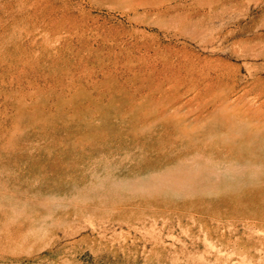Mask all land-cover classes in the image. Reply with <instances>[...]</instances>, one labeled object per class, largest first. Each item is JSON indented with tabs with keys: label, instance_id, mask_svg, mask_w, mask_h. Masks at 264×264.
Segmentation results:
<instances>
[{
	"label": "rangeland",
	"instance_id": "1",
	"mask_svg": "<svg viewBox=\"0 0 264 264\" xmlns=\"http://www.w3.org/2000/svg\"><path fill=\"white\" fill-rule=\"evenodd\" d=\"M0 264H264V0H0Z\"/></svg>",
	"mask_w": 264,
	"mask_h": 264
}]
</instances>
